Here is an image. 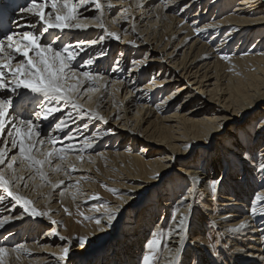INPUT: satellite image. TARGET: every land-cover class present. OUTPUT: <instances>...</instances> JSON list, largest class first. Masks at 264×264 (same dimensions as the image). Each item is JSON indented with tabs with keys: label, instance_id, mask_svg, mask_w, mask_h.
<instances>
[{
	"label": "bare ground",
	"instance_id": "1",
	"mask_svg": "<svg viewBox=\"0 0 264 264\" xmlns=\"http://www.w3.org/2000/svg\"><path fill=\"white\" fill-rule=\"evenodd\" d=\"M143 1L100 0L103 13L96 9L94 3L90 4L92 6L88 8L89 10L84 6L78 10L77 20L73 22L85 24L86 28L49 29L44 34L42 43L53 38V46L58 50L62 46H71V50L79 53L71 62V66L77 72V79H71L72 82L69 85L77 84V80L81 82L79 88L82 89L77 102L83 105V112L63 101L49 104L42 94L31 93L23 87L17 89L15 93L11 92L10 88L0 90V99L10 98L14 101L6 120L10 121L13 116H18L20 119H32L41 132V138H52L56 141L54 145H45L44 151L51 147L71 148L68 152V160L60 161L54 158L51 167L44 166L43 170L50 183L41 180L37 175L34 180L27 181L28 188L21 186L18 191L33 201L31 207L45 208L53 212L56 210L58 214L63 211L62 208L57 210L56 206L62 207V203L66 202L69 207L83 203L85 200L82 199L87 196L83 191L93 192L99 190L102 184H106L107 187L122 192L113 201L114 204L107 207L119 206V212H123L129 206L135 205L133 209L137 210L139 205L135 204L136 195L141 191H147L162 176L169 174V171L173 172L178 164H183L182 169L187 167L180 170V174L189 186L184 197L176 201V205H179V211L176 212L177 220L185 214L189 217V214L196 209L194 203L198 199L200 210L204 211L206 213L204 216L212 222L213 235L229 246L227 253L229 256L226 259L230 264H264V212L261 211L264 209V200L256 202L257 212L255 214L251 212L256 196L264 197V187L260 186L264 184V173L258 171V164L264 162V157L260 155L264 152V127H261L264 122V0H237L236 2L227 0L225 6L222 7H219L221 0H146L145 3ZM153 1H159V4L152 11L150 7ZM206 2L208 7L214 3L219 4V9H216L214 16L209 18L208 15L195 13L191 15V19L188 17L193 8L197 7L198 10ZM234 2V8L229 10L228 6L233 5ZM29 3L24 7H27ZM115 7H121L119 13L115 18H109V14L114 11ZM125 8L128 9L127 13H124ZM21 9L19 8L14 15L9 34L36 31L29 25L36 23L38 18L22 12ZM45 11H51V8L48 7ZM96 16L101 17L104 28L99 27L98 22L93 19ZM123 16L128 17L129 28L119 32L120 24H117L119 23L117 21L124 19L121 18ZM207 17L209 19L206 22ZM142 23V27H139ZM39 27L40 25L37 24V29ZM133 28H135L134 31ZM101 29L104 31L103 34L110 32H115L118 36L121 34V41L113 36H110L108 41L101 40ZM133 32L135 34L137 32L140 38L139 43L134 45L129 44L127 40L129 38L127 35ZM2 38L3 36L0 39ZM237 38H240L238 45L233 47V50L229 49L231 43ZM251 38L255 39L254 42L251 46L246 45ZM93 40L97 42L92 44ZM172 41L177 42L174 45L175 51L184 47L188 49L187 52L185 50L182 52L178 61L174 60L177 55L175 51L168 52ZM189 42L190 45L187 48ZM77 45L80 47L77 48ZM143 48L151 49L146 51L144 58L136 61L134 56H139L140 49L143 50ZM115 49L118 50L116 58H114ZM29 55L33 54L30 52ZM225 56L228 59L222 58ZM17 59L23 58L18 56ZM89 59L93 61L91 65L86 63ZM129 59L130 64L128 65ZM111 60L114 63L109 68ZM156 67L160 68L156 77L151 78L148 84L142 85L143 77ZM80 72H89L96 79H87L79 75ZM81 85L83 87H80ZM171 86L175 88L174 91L164 96V99L160 98L161 100L159 99L160 101L151 109L149 105L155 93L160 96ZM83 88H95L96 90L85 92ZM75 93L73 91L70 94L75 97ZM121 93L123 94L120 95ZM178 94L183 95L182 102L176 106L170 116L161 118L160 114L171 108ZM21 97H24L23 101ZM80 99L82 100L79 102ZM186 104H194L195 108L185 111ZM41 105L45 107L58 105L62 111L53 113L46 120L43 117L38 119L35 113L40 111ZM69 112L72 113V119L67 121L68 127L63 131H58L54 125L53 129L47 132L50 126L66 117ZM113 113L116 119L112 124L111 133L119 135L121 139H129L134 146L141 145L138 153L133 154L131 148L128 149V147L122 152H96L98 148H105L103 124L106 118ZM96 114L103 115L104 121L99 122ZM153 115L156 116L154 121H149ZM253 118L258 121L254 132L245 129L241 131L242 126ZM85 124L87 128H84ZM145 124L146 126L143 127ZM117 125L120 127L117 128ZM10 127L9 124L8 129ZM127 127L131 129L127 130ZM8 129L5 131L6 139ZM111 133L108 132L110 135ZM65 134L67 138L60 141L61 136ZM69 135L71 139L68 138ZM85 140L88 141L87 146H85ZM215 141H218L219 147L212 152V144ZM184 145H192L193 148L186 149ZM194 148L202 151L198 169L197 165L189 162L182 163L179 159L187 156ZM256 150H258L256 156L258 163L252 174L256 176L259 184L249 185L247 182L251 180L249 178L252 175L248 173L243 175L244 178L236 179L235 176L231 178L227 176L230 178V184L234 185L231 188L221 186L220 200L223 203H218V205L226 209L230 207V210L222 215H215L218 210L222 209L216 211L213 207L211 208L209 203L212 199L208 198L210 191L206 186L207 180L212 179L217 173L224 172L225 166H230L227 165L226 160L230 158L233 160L231 155L234 151L244 156L245 152L251 155ZM17 151L10 152L9 157ZM78 155H82L83 160H78ZM37 158L43 159L44 157L37 154ZM57 163L64 169H68L69 164L74 165L77 170L71 171L70 177L65 176L63 171L52 170ZM244 163L246 164V161ZM16 167L18 174L26 178L34 175V170L28 169L26 163L23 167L19 164ZM208 170H211V173L208 172L210 174L207 173ZM232 171L235 170L232 169ZM157 173L159 176L154 179ZM208 175L211 176L208 177ZM191 177L198 178L195 185ZM60 180H64L65 183L53 189V185L58 184ZM39 181H41L40 184ZM77 181H79L78 185ZM61 192L64 193L63 196ZM0 194H5L2 189H0ZM73 194H76L75 200L72 198ZM251 195L253 196L249 201ZM54 196L59 197L58 204L54 203L53 206H49V203L53 204ZM185 197L187 199H184ZM249 203L250 206L247 205ZM162 205L169 206L170 204L165 202ZM189 205H191L190 209ZM17 212L19 214L14 216ZM23 215L33 222L41 220V215H31L30 212L25 211L22 204H16L11 201L10 197L0 204V220H6L3 226H0V236L4 232H9L6 244H11L10 242L13 244L18 237L22 239L20 231L16 234L12 230L22 221ZM242 221L245 222L244 228L239 231H230ZM201 222L199 219L197 224L192 223L190 228L200 230ZM52 225L55 227V224ZM157 226L158 224L153 227V231L159 230ZM170 226L172 232L169 237ZM170 226L167 231V248L159 264H169L171 253L168 249L173 252L177 248L181 249L177 264L181 261L183 251H186L184 245L186 235L181 243L176 224L172 222ZM108 229L101 231L98 226L92 235L106 232ZM14 234L18 236L14 237ZM113 235L114 239L118 240L117 233H112ZM135 235L136 237L133 236V238L136 240L139 233ZM201 238L192 237L190 241L192 252L186 260L197 259L195 255L202 256L207 252L205 239ZM23 246L24 249L32 252V249H29L31 247ZM35 246L32 245V248ZM141 246L142 243L133 242L131 247L124 248L121 259L113 258L110 264H133L134 256ZM14 248H6L8 253L3 257L4 264L55 263L50 251L51 247L40 246L36 251L37 259L34 261L28 259L26 262L17 259V256L20 258L26 254V251L21 249L19 252H14L12 251ZM77 250H79V256L86 253L85 250L82 252L79 247ZM211 260L213 261V258ZM199 264H211V262L201 260Z\"/></svg>",
	"mask_w": 264,
	"mask_h": 264
},
{
	"label": "rangeland",
	"instance_id": "2",
	"mask_svg": "<svg viewBox=\"0 0 264 264\" xmlns=\"http://www.w3.org/2000/svg\"><path fill=\"white\" fill-rule=\"evenodd\" d=\"M118 1L119 0H113V2H118ZM233 1L236 2L237 0H233ZM74 2H75V0H74ZM143 2L145 3L146 0H144ZM226 2H227V0H221V2L219 3L220 5L217 3H214V4L210 5L209 7L207 6V2H206L200 8H198V10H197V7L193 8L190 11L188 17L191 19L192 18L191 15H193L195 13L196 14L202 13L203 15H208V17L210 18V17L215 15V12L217 11L216 9H219L218 5H219V7L225 6L224 4ZM235 2L233 5L228 6L229 10L234 8ZM90 4H93V3H89V5H86L84 7L87 10H89L88 8H90L92 6ZM158 4H159V1H153L151 3L150 8L152 9V11L155 10V8ZM120 8L115 7L114 11L111 12V14H109L108 17L109 18H113V17L115 18V16L119 13ZM122 8H124V7H122ZM153 15H155V14H153ZM168 15H170V13H168ZM124 17L125 16H123L121 18H124ZM208 17L206 18V22L209 19ZM190 19H188V20H190ZM151 20H154V18H151ZM120 21L122 24L120 23ZM117 22H119L117 24H120L118 26V29L120 30L119 32H122L125 29L129 28V26L127 24L128 19H126V20L120 19ZM135 22H136V20H135ZM109 23H110V21H109ZM142 25H143V23L139 24V27H142ZM115 27H116V25H115ZM39 29H40V27H39ZM102 32H104L103 29H101L100 35L101 36L104 35V40H106V41L110 40V36L107 33L103 34ZM136 34H135V32H133V33H130L129 35H127L129 37L127 39L129 44L134 45L135 43H139L140 38H138L137 32H136ZM105 37H107V39ZM119 37H120L119 41H121V39H122L121 34ZM254 38H251L249 41H247L246 45L249 44L251 46V44L255 40ZM50 39H51L50 41L53 40V38H50ZM132 41H134L135 43H132ZM239 41H240V38H237L236 40H234L231 43V46L229 47V49L233 50V47L238 45ZM190 42L187 44V48L190 45ZM176 43H177L176 41H172V43H170V45L168 47V52L175 51L174 45H176ZM118 47L120 48V46H118ZM118 47H116V48H118ZM185 48L186 47H184L182 49L179 48L178 50L175 51L177 55H176V57H174V60L176 59L178 61L181 57L182 52L184 50L186 52L188 51V49L186 50ZM149 49H151V48H149ZM149 49L148 48H143V50L140 49L139 56H134L135 60L139 61L142 58H144L146 51H148ZM114 53H115L114 58H116L118 50L115 49ZM113 60H111V62L109 63V68H111L113 66V63H114ZM127 63H128V65L130 64V59L127 61ZM159 70H160V68L156 67V68H154L153 71H148L147 75L143 77L144 80L142 82V85L148 84L149 81H151L150 80L151 78H155L157 75V72ZM161 78H163L162 75H161ZM71 82H72L71 79L67 80L66 86H68ZM80 87H83V86L81 85ZM81 89L82 88H79L80 91H81ZM84 89H86V88H83V90ZM174 89L175 88L171 86V87L167 88L166 90H164L163 94L160 96H158V94L155 93V96H153V100L151 101L149 107L151 109H153L155 107V105L161 99H164L163 98L164 96L171 94V92H173ZM122 94L123 93H121L120 95H122ZM75 95H77V93H75ZM182 97H183V95L179 96V94H178L175 97V101L172 102V105L170 106L171 108H169L168 111L160 114V117L162 118V117L170 116L174 112L176 106L182 102V100H183ZM82 99H83V97H82ZM82 99H80L79 102ZM39 105L37 107H39ZM194 108H195L194 104H191V105L186 104L185 111H188V110L194 109ZM103 110H102V112H104ZM108 111L110 112V110H108ZM155 117L156 116L153 115L151 118H149V121H154ZM115 119H116V115L114 113L109 115V117L106 118L105 121H107V122L106 123L104 122V124H103L105 127V130H104L105 133L103 134V137H104V143L103 144H104L105 148H98L99 150L96 152H102V151L109 152V153H114L115 151H119V152L121 151L122 152V151H125L128 147V149L131 148L133 154L138 153L141 150V145L137 144L136 146H134V145H132V142L129 141V139H121V137L119 135L111 133V129L113 128L112 124L114 123ZM98 120H99V122H101L100 119H98ZM257 123H258V121H256L255 118H253L250 122H248L247 124L242 126V128L240 130L242 131L243 129H245L246 131H250L253 133ZM54 125L55 124L50 126L47 129V132L52 130ZM145 126H146V124L143 125V127H145ZM116 127L118 128V127H120V125H117ZM130 129H131L130 127H127V130H130ZM240 130H239V132H240ZM109 131H110L111 135L108 134ZM135 131L136 130H134V132ZM66 138H67V136L65 134V135H62L59 140L64 141ZM192 145L189 147V149L193 148ZM218 145H219L218 141H215L212 144L211 151L213 152L216 148H218L219 147ZM64 146H66V144ZM134 149H135V152H133ZM159 149L162 150V148H159ZM201 152H202L201 150L199 151L196 148H194L191 150V152L187 156H184L183 158H179V159L182 163L189 162L192 165L193 164H195V166L197 165L196 168L198 169V167L200 166L199 163L201 160L200 159ZM212 152H211V154H212ZM257 154H258V150L252 152L251 155L247 154L248 158L246 159L244 156H241L239 152L234 151L233 154L231 155V156H233V160L231 158L226 160L228 163L227 165H230V166L229 167L225 166V170H224V172H222L223 174L217 173L213 176L212 179L207 180L206 186L209 187V191H210V197H208V198L212 199V201L209 203L211 208L213 207L214 209H216V211L218 209H222V210H218L215 215H222V214H224L225 211L230 210L229 209L230 207L228 209H226V207H224V206H219L218 203H223V202H221L222 200H220V196H222V193L220 191L221 186L224 185L227 188L230 186V188H231L234 185V184H230L231 182L229 181V179L231 177L235 176L236 179L237 178H244L243 175H246L248 173L249 175H252V176L249 178L251 180H248L247 183L249 185H255V186L257 184H259L256 176H254L252 174L255 171V168H256L257 163H258V160L256 159ZM160 155H162V154H160ZM245 161H246V164L244 163ZM177 166L178 167H175V170L173 172L169 171V174H167L166 176H162L159 180L157 179L158 181L155 182L147 191L139 192L136 195V197L134 198V199H137L135 204H138L139 208L137 210H134L133 209V207L135 206L134 205V206H129L127 209H124L123 212H119L117 219L113 222L112 227L109 228L106 232H103V233H100L97 235H92L93 231L96 230L98 226L94 223V221L84 220L83 217L79 215L80 212H83L85 216H97V217L102 216L104 213L103 212L104 206H101V205H103L104 202H107V206H112L114 204L113 201L116 200V197L122 193L121 191L116 189L117 194H113L112 192L106 190L104 187L100 186L99 190H95L93 192L83 191L87 194V196L82 199V200H85L86 203L80 202V203H77L76 205H74L73 207H69L67 202H66L65 204L62 203V207L56 206L57 210H60L62 208V211H63L62 213L56 214V210H55V212H53V211L47 210L45 208L44 209L43 208L42 209L37 208L36 210L39 213H43V212L49 213L48 216L41 215V220L38 222H33V221L29 220L26 216L23 215L24 218L22 219V221L18 224V226H16V228H14L16 230H14V229L12 230V232L16 233V234H17V232L20 231L21 232L20 236H22L23 240L22 239L20 240V237H18V239L15 240L13 242V244H12V242H10L11 244H6L5 241L7 240L6 238L8 237L7 235L9 234V232L8 233L4 232L0 236V247L5 246L6 248H8V247L14 248L15 246H18L21 244H23L27 247H31L29 249L30 250L32 249V252L27 249V251L25 252L26 254L22 255L19 258V260H23V262H26L28 259H31L33 261L35 259H37L38 255H36V251L38 248H40V246H43V247H49V248L51 247L50 251L54 256V258H53V260H55L54 264H102L103 262H105V264H110V262H113L112 261L113 258L114 259H121L123 257L121 255L124 252V248L131 247L133 245V242H138L139 244L142 243V246L139 248L137 254L134 256V263L133 264H140L142 256L145 252V245H146L147 241L151 238V233L153 231V227H155V225L158 224V226H157V228L159 229L158 231L162 230L163 238H164V241L166 242L168 228L173 222V220H172L173 214L174 213L176 214L177 209L179 208V205H176V201L179 198L182 199V197H184V195L188 192L189 184H186L184 182L185 180H184L183 176L180 174L181 173L180 170L185 169L187 166L184 167L183 169H182L183 164H178ZM232 169L235 171H232ZM243 169H244V171H243ZM219 170L221 171L220 168H219ZM208 172L211 173V170H208L207 173ZM210 173H208V174H210ZM234 173L236 175H234ZM210 176L208 175V177H210ZM227 176H229L230 178H227ZM217 179H219L221 182L217 186L216 193L213 194L211 192L210 184L213 180H217ZM40 183H41V181H39V184ZM128 184H130V183H128ZM103 185H106V184H103ZM260 186L264 187V184H261ZM108 188H110V187H108ZM111 189H114V188H111ZM94 194H98L99 197H101V200L96 201V200L88 199V197H90ZM225 194H227V192H225ZM252 196L253 195H251L249 197V201L252 198ZM52 199L54 200V202H53V204L49 203V206H53L54 203L56 204L59 197L54 196ZM165 202H169L170 205L169 206H163L162 203L164 204ZM194 205L196 206V209L193 210L189 214L188 226H187V230L185 233L186 239H185L184 245H185L186 251H183L182 257L180 258L181 261L179 262V264H192L193 261H196L197 264H199L201 262V260L210 261L211 264H215V263L221 264L223 262L224 263L228 262L227 261L228 259H226V258H228V256H229L227 254L229 251V248H228L229 246L224 244L220 239H217L213 235V233H212V222H210L204 216V214H206V213L204 211L200 210L198 199L195 200ZM247 205L250 206V203ZM94 206L100 207V211L99 212L92 211L91 209ZM65 207L68 208L71 215H68L64 212ZM18 214H19V212H17L14 216H17ZM199 219H200V221H202L200 223V230L191 229L190 228L191 224L192 223L197 224V221ZM53 220L59 222V223L55 224V227L52 225V224H54V223H52ZM136 232L139 233V236L135 240L133 238V236L136 237L135 234H138ZM112 233H117V235L119 236L118 240L120 238H121V240L118 241L117 239H114L115 236L114 235L112 236ZM16 234H14V237L18 236ZM80 236H85L88 238L87 242L83 246H81L78 243V241L75 239L76 237H80ZM61 237H64L65 239L62 240ZM192 237L204 238L205 239V249L207 250V252L205 254H203L202 256L195 255L197 257V259L189 258V260H186V258H188V255H190V253L192 252V248L190 245V241H191ZM69 241L71 243H69ZM4 244H6V245H4ZM32 245H36V246L34 248H32ZM64 247H69V249H70L69 254L64 259H60V257L62 256V249ZM78 247L81 248L82 252L84 250L86 251V253L83 254V256L82 255L79 256V250H77ZM165 249L166 248H162L159 252L158 264L161 261V258H162V255H163ZM212 258H213V261L211 260ZM28 263H32V262H28ZM51 263H53V262H47V263H39L38 262V264H51ZM227 264H230V263L228 262Z\"/></svg>",
	"mask_w": 264,
	"mask_h": 264
},
{
	"label": "snow or ice",
	"instance_id": "3",
	"mask_svg": "<svg viewBox=\"0 0 264 264\" xmlns=\"http://www.w3.org/2000/svg\"><path fill=\"white\" fill-rule=\"evenodd\" d=\"M94 3L98 11L103 13V6L100 0H30V3L27 7L21 9L22 12L29 13L32 16L38 18L36 23L29 25L31 29H36V31H23L22 33H12L6 35L4 39H0V90L11 89V92L15 93L17 89L23 87L30 90L31 93L42 94L43 97L49 102L63 101L65 104H71L74 109H77L83 112V105L79 104L77 101L80 96L79 85L80 81L77 80V84H72L66 86V82L69 79H77V72L71 66V62L76 59V56L79 55L78 52L71 50V46H62L59 50L53 46L52 41L42 43V38L49 29H65V28H77L84 29L87 25L73 21L77 20L78 10L89 4ZM50 7L51 11H45L46 8ZM111 7V5H109ZM128 9H124V13H127ZM128 17L125 16L124 19ZM98 22V26L104 28L101 17H93ZM37 24L40 25V29H37ZM42 29V30H41ZM135 28H133V31ZM109 36H113L117 39L120 37L115 32L107 33ZM101 40L104 37H100ZM97 41H91L92 44H95ZM132 43H135L132 41ZM77 48L80 46L77 45ZM33 55H29V53ZM22 57L23 59H17V57ZM223 59H228L227 56L222 57ZM15 61V63H14ZM87 64L91 65L93 63L92 59L86 61ZM79 75L87 79H96L89 72H83ZM95 88L84 89L87 91H94ZM75 91L77 95L74 97L70 93ZM91 99V97H88ZM24 97H21L23 101ZM14 101L10 98L0 99V189L3 190V193L0 194V204H3L7 197L11 198V201L16 204H22L26 212H30L31 215H45L48 216V212L39 213L34 207H31L33 201L24 197L20 194L18 189L22 186L23 188H28V180H34L35 176H39L41 180L50 183L47 179V174L45 173L44 166H52L53 159H58L60 161L68 160V152L71 148H55L51 147L47 151H44L43 148L45 145H54L56 141L52 138H41V132L38 130V126L33 123L32 119H20L18 116H13L12 119L6 120V117L9 115V110L13 108ZM62 109L57 106H48L45 107L41 105L39 112H36L35 115L39 119H48L55 112H60ZM90 111V110H89ZM98 116V114H96ZM98 118L104 121V117L98 116ZM72 119V113H67L66 117L61 118L59 122L55 124V129L58 131H63L64 128L68 127L67 121ZM18 121V122H17ZM105 123L107 121H104ZM11 125L8 129V125ZM87 124L84 125V128H87ZM261 127H264V122H262ZM7 130V139L5 138V131ZM23 130V131H22ZM71 139V135L68 137ZM88 141L85 140V146H87ZM10 145V146H9ZM187 149L189 145H184ZM13 150H18L16 154L9 157V153ZM37 154L43 156V159H38ZM244 157L247 159V153L245 152ZM260 155L264 157V152H261ZM78 160H83L82 155L77 156ZM27 164L28 169L34 170V175L25 177L18 174V168L16 167L19 164L23 167ZM57 172H64L65 176L70 177L71 171H76L74 165L69 164L68 169L61 167L59 163L55 165L52 169ZM258 171L264 173V162L258 164ZM159 173L156 174L153 178H158ZM193 184L195 185L198 182L197 177H191ZM220 180H213L210 184L211 192L213 194L217 191V186L220 184ZM64 180H60L58 184L53 185V189L58 188L60 185H63ZM77 185L79 181L76 182ZM106 190L117 194L116 189L108 188L107 185H101ZM191 191V190H190ZM61 196L64 195L63 192L60 193ZM73 200L76 199V194H73ZM122 199V197H119ZM88 199L100 201L101 197L98 194H94ZM184 199H187L185 197ZM264 200V197L259 195L256 196L255 200L252 203L251 212L255 214L257 212L256 202ZM86 203V201H85ZM182 203V201H181ZM105 211L102 216H85L83 212H80L79 215L83 217L84 220L94 221L97 226H100V230L103 231L105 228H111L113 222L117 219V216L120 211V207L116 208L107 207V202H104L103 205ZM189 209L191 205L188 206ZM92 211L99 212L100 207L94 206ZM179 211V209H177ZM264 212V209H261ZM64 212L68 215H71L68 208H64ZM50 218V217H49ZM188 215H182L178 220L177 216L174 213L172 220L176 224V229L180 233L181 243H183L185 238V233L188 226ZM6 220H0V226ZM52 223H59L58 221L53 220ZM245 227V222H241L234 229L230 231H239ZM172 228H169V237L171 235ZM61 239H65L61 237ZM78 243L83 246L87 242V237L80 236L75 238ZM69 243H71L69 241ZM162 248H167V243L164 241L163 232L153 231L151 233V238L147 241L145 245V252L142 256L140 264H158L159 252ZM21 249H24L23 245H18L12 251L19 252ZM27 251L26 249H24ZM69 247H64L62 249V256L60 259H64L69 254ZM171 253V260L169 264H177V257L179 256L181 249L177 248L174 252L171 249H168ZM8 253V250L4 247H0V264H4L3 257ZM19 259V256H17ZM192 264H197L196 261H193Z\"/></svg>",
	"mask_w": 264,
	"mask_h": 264
}]
</instances>
